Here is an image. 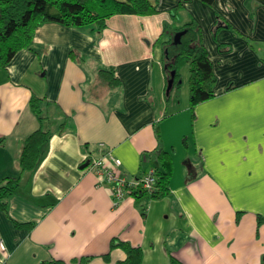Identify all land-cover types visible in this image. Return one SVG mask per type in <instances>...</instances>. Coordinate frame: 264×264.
<instances>
[{
    "label": "crops",
    "instance_id": "obj_1",
    "mask_svg": "<svg viewBox=\"0 0 264 264\" xmlns=\"http://www.w3.org/2000/svg\"><path fill=\"white\" fill-rule=\"evenodd\" d=\"M180 2L116 15L101 32L43 24L0 70V181L20 176L22 140L40 127L33 95L52 132L38 170L0 209V264H122L114 238L141 247L143 264H264V0L185 3L178 23L199 24L217 78L193 113L190 100L176 108L181 89L166 98L158 42ZM108 69L121 86L102 79ZM159 148L173 159L172 191L145 213L133 196L115 205L108 183L82 168L111 152L133 181L157 166Z\"/></svg>",
    "mask_w": 264,
    "mask_h": 264
},
{
    "label": "trees",
    "instance_id": "obj_2",
    "mask_svg": "<svg viewBox=\"0 0 264 264\" xmlns=\"http://www.w3.org/2000/svg\"><path fill=\"white\" fill-rule=\"evenodd\" d=\"M181 2L170 10L173 23L164 25L158 42L162 46V65L166 76V91L172 71H175L174 86L166 98L169 100L175 90L182 88L181 67L188 65L190 71V109L216 96L214 87L217 81L213 64L203 42V33L199 24L191 19L179 24V13L184 10ZM212 5L215 0H201ZM160 0H0V70H6L14 57L24 49H31L34 35L38 27L46 23H59L68 27H92L101 32L108 27L109 20L116 15L153 16L160 12ZM182 33L178 43L175 38ZM76 57V54H72ZM99 75L110 88L121 86L114 69L101 70ZM43 100L33 95L30 108L40 122V127L25 137L21 143L18 157L19 177H7L0 181V209L7 210L8 202L20 189L25 176L34 174L47 156L52 132L44 127L47 119L42 108ZM159 129V128H158ZM158 138H160L157 130ZM157 162V181L152 192L135 190L132 196L145 213L149 201L160 200L170 195L173 175V159L170 153L159 148L152 155ZM240 220L238 215L237 221ZM264 223V217L258 218ZM19 226L18 224H16ZM122 249L126 259L122 264H143L144 254L141 247L114 238L111 250ZM109 260V255L105 256ZM91 258H83L78 264L88 262ZM171 264H183L175 256H171ZM53 264H65L53 261Z\"/></svg>",
    "mask_w": 264,
    "mask_h": 264
},
{
    "label": "built area",
    "instance_id": "obj_3",
    "mask_svg": "<svg viewBox=\"0 0 264 264\" xmlns=\"http://www.w3.org/2000/svg\"><path fill=\"white\" fill-rule=\"evenodd\" d=\"M88 162V169L98 176L99 183H108L115 205H119L125 197L132 196L135 190L152 192L155 189L158 178L155 168L150 169L140 179L128 181L120 175L121 161L111 152H107L99 158L90 159ZM1 247L3 251H6L5 245L2 244Z\"/></svg>",
    "mask_w": 264,
    "mask_h": 264
},
{
    "label": "rangeland",
    "instance_id": "obj_4",
    "mask_svg": "<svg viewBox=\"0 0 264 264\" xmlns=\"http://www.w3.org/2000/svg\"><path fill=\"white\" fill-rule=\"evenodd\" d=\"M181 78H182V88H181V97L180 100L176 102V108L178 110H182L184 107H186L187 103L189 102L190 98V85H189V77H190V71L189 66L185 65L181 67L180 70ZM174 101V100H173Z\"/></svg>",
    "mask_w": 264,
    "mask_h": 264
},
{
    "label": "water",
    "instance_id": "obj_5",
    "mask_svg": "<svg viewBox=\"0 0 264 264\" xmlns=\"http://www.w3.org/2000/svg\"><path fill=\"white\" fill-rule=\"evenodd\" d=\"M181 36H182V33H180V34H178L176 36V38H175V42L176 43L179 42ZM175 74H176V72L175 71H172V73H171V79L168 81V85H167V91H166L167 95L170 94V92H171V90H172V88L174 86ZM88 165H89V162L85 163L82 168H87Z\"/></svg>",
    "mask_w": 264,
    "mask_h": 264
}]
</instances>
